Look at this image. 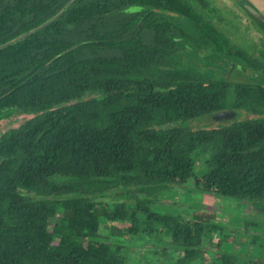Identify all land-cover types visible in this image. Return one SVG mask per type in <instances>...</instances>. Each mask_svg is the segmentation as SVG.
Listing matches in <instances>:
<instances>
[{
  "label": "trees",
  "instance_id": "obj_1",
  "mask_svg": "<svg viewBox=\"0 0 264 264\" xmlns=\"http://www.w3.org/2000/svg\"><path fill=\"white\" fill-rule=\"evenodd\" d=\"M217 15L210 0H0V125L33 115L0 134V264H133L107 242L119 225L164 244L161 264L253 260L214 241L233 233L214 208L184 204L189 221L156 209L178 189L234 199L264 246V50L239 47ZM240 65L252 84L224 76ZM223 111L236 116L185 125Z\"/></svg>",
  "mask_w": 264,
  "mask_h": 264
},
{
  "label": "rangeland",
  "instance_id": "obj_2",
  "mask_svg": "<svg viewBox=\"0 0 264 264\" xmlns=\"http://www.w3.org/2000/svg\"><path fill=\"white\" fill-rule=\"evenodd\" d=\"M244 2H250L259 11H263L264 13V0H210V9L218 12L217 17H215L214 20L215 23L226 34H228L239 47L256 53V59L260 60V52L261 50H264V30L258 27V23L254 21L253 17L249 15L247 11H245L242 6ZM220 75L222 74L220 73ZM252 75L253 74L250 69H246L240 65L237 70H231L224 76H229L228 81L232 84H252ZM260 84H264L263 79L260 80ZM31 118H33V115H22L13 118L10 121L8 120L2 122L0 125V134H3L10 129L19 127L22 123ZM217 124L218 123H213L205 119H198L185 123V125L194 129L207 128L208 125L210 127H216ZM205 160V156H200V162L195 167V172L198 176H203L207 172ZM161 200L162 204L158 205L156 208L158 211L181 215L186 221L191 220V211L189 208L184 206L186 203L200 202L202 207L208 211L214 208L213 212L215 213L216 221L230 227L231 231L234 233L226 239L222 236H218L214 239V241L217 242L221 240L223 248L231 251L240 247L237 245L238 242H243V255H259L256 260L248 261V264L264 263V258L259 259L261 251L264 250V246H261L260 242L258 243L260 245V249L257 248L256 245H251L248 243V237L243 232L246 223L244 215L245 213H249V205L235 203L234 199H229V201L226 199L214 198L212 196H199L180 189L169 194H165L161 197ZM249 222L255 221L250 219ZM258 223L260 225V218ZM119 226L125 230L124 237H119L117 238L118 240L110 238L107 242H111L112 244H121L125 248V251L131 253V256L133 257V264H161L159 258L162 255V247L164 244L159 243L157 239L153 240L148 238L144 234L129 235L127 233V225ZM101 227L106 234L107 232L108 234H111L110 230L107 231V223L104 219L101 220ZM261 232L264 234V224H262V231H260V241H264V235L261 234ZM150 240L153 244L148 242ZM171 262L172 260L170 256L168 257V263ZM245 263L247 264V262Z\"/></svg>",
  "mask_w": 264,
  "mask_h": 264
},
{
  "label": "water",
  "instance_id": "obj_3",
  "mask_svg": "<svg viewBox=\"0 0 264 264\" xmlns=\"http://www.w3.org/2000/svg\"><path fill=\"white\" fill-rule=\"evenodd\" d=\"M254 17L260 19V20H264V16L262 15V13L254 6L252 5L250 2H244V4H242ZM236 113L232 112V111H223V112H218L215 113L213 115H211L209 117V121L216 123V122H221V123H225V122H229L231 121L233 118H235Z\"/></svg>",
  "mask_w": 264,
  "mask_h": 264
},
{
  "label": "flooded vegetation",
  "instance_id": "obj_4",
  "mask_svg": "<svg viewBox=\"0 0 264 264\" xmlns=\"http://www.w3.org/2000/svg\"><path fill=\"white\" fill-rule=\"evenodd\" d=\"M216 123H219V122H216ZM255 221V220H254ZM262 224H264V223H262ZM244 244V243H243ZM256 246H257V248H259L260 249V245L259 244H256ZM213 248H211L210 246H209V253L207 254V258H212V255H213ZM249 255V254H248ZM261 255H262V253H261ZM260 255V258L259 259H261V258H263L262 256ZM249 257H254L253 258V260H256L257 259V257H259V255L258 256H254V255H249ZM252 260V261H253ZM255 264H257V263H255Z\"/></svg>",
  "mask_w": 264,
  "mask_h": 264
},
{
  "label": "crops",
  "instance_id": "obj_5",
  "mask_svg": "<svg viewBox=\"0 0 264 264\" xmlns=\"http://www.w3.org/2000/svg\"><path fill=\"white\" fill-rule=\"evenodd\" d=\"M261 13H262V15L264 16V13H263V11H260ZM263 22H264V20H263Z\"/></svg>",
  "mask_w": 264,
  "mask_h": 264
}]
</instances>
